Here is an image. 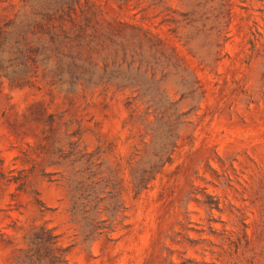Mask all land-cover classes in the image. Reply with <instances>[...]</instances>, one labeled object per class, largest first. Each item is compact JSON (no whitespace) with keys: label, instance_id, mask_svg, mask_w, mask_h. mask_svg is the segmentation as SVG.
Segmentation results:
<instances>
[{"label":"rangeland","instance_id":"rangeland-1","mask_svg":"<svg viewBox=\"0 0 264 264\" xmlns=\"http://www.w3.org/2000/svg\"><path fill=\"white\" fill-rule=\"evenodd\" d=\"M90 1L105 19L155 28L139 20L144 2L118 11ZM167 6L181 22L191 5ZM208 8L191 43L197 58L186 57L205 91L183 131L194 130L195 141L135 196L131 173L150 142L139 118L153 116L139 103L131 114L130 92L99 75L54 82L49 44L4 27L27 6L0 0V264H22L40 227L57 236L66 264H264V0H210ZM166 30L156 29L179 46Z\"/></svg>","mask_w":264,"mask_h":264},{"label":"trees","instance_id":"trees-1","mask_svg":"<svg viewBox=\"0 0 264 264\" xmlns=\"http://www.w3.org/2000/svg\"><path fill=\"white\" fill-rule=\"evenodd\" d=\"M104 1L114 3L118 11L126 10L132 1L146 3L139 20L156 24L155 28L118 17L105 19L101 7L90 0H21L29 13L9 20L4 27L19 26L24 36H37L49 44L55 61L54 82L73 85L99 75L100 84L130 92L124 105L131 114L139 103L145 106L143 116H153L150 123L143 121L142 115L139 118L146 127L144 138L149 136L150 142H144L148 156L137 162L131 173L132 191L137 196L172 162L181 146L190 147L195 141L194 130L183 131L192 126L188 119L199 110L205 91L186 57L197 58L191 43L210 19V0H185L191 6L181 13V22L172 17L175 11H169L168 0ZM181 23L190 31L185 37L179 33ZM158 27H166L179 46L170 45L156 31ZM222 46H215V58H220ZM18 54L25 58L24 53ZM170 86L180 94L176 101L171 98ZM183 101L187 102L186 111H181ZM22 264H66L57 236L44 227L34 231Z\"/></svg>","mask_w":264,"mask_h":264}]
</instances>
